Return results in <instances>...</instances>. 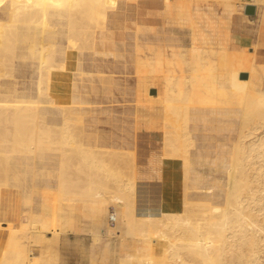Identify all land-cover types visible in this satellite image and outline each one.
Listing matches in <instances>:
<instances>
[{
  "label": "bare ground",
  "instance_id": "6f19581e",
  "mask_svg": "<svg viewBox=\"0 0 264 264\" xmlns=\"http://www.w3.org/2000/svg\"><path fill=\"white\" fill-rule=\"evenodd\" d=\"M237 1L189 0L235 3L234 13L239 11L237 5L240 10L248 3L264 5V0ZM150 2L155 1L0 0V12L6 9L0 15V232H6L0 264H61L58 243L83 230L71 214L76 208L93 221L107 209L112 211L103 247L110 263L104 264H264V74L252 52L247 53L241 42H232L234 13L229 48L243 60L238 71L237 67L228 71V87L241 94L242 106L237 131L218 150H197L189 131V91L148 82L157 85L163 99L161 156L171 166L166 174L182 175L180 184L173 183V191L180 190V202L170 210H161L145 192L141 195L133 177V152L88 145L82 135L72 132V118H64L57 130L40 112L41 96L62 110L69 103V89L59 93L51 83H71L78 53L102 46L112 47L118 56L126 44L119 38L126 31L139 52L140 24L151 14ZM178 19L179 23L191 20L184 12ZM261 21L256 43L264 39V12ZM35 27L37 36L31 32ZM46 29L56 30L59 38H48ZM25 58L36 61V91L19 98L14 88L16 67ZM134 59L132 65H125L144 81L138 73L141 59ZM241 72L248 75L242 77ZM43 150L53 151L58 158L56 213L31 208L26 211L29 220H11L7 212L11 164L18 155L36 156ZM116 157L120 163L111 160ZM198 164H209L211 169L206 173ZM177 166L180 172L172 169ZM79 173L84 177L82 186L76 182ZM118 221L124 225L123 232L117 229ZM101 237L93 232L94 241Z\"/></svg>",
  "mask_w": 264,
  "mask_h": 264
},
{
  "label": "crops",
  "instance_id": "0c3cea01",
  "mask_svg": "<svg viewBox=\"0 0 264 264\" xmlns=\"http://www.w3.org/2000/svg\"><path fill=\"white\" fill-rule=\"evenodd\" d=\"M257 9V8H256ZM6 9H3L0 15L5 14ZM157 20L158 22L168 23L169 25L174 28V31L180 33L181 35L178 38V42L174 44L175 51L177 56V69L180 70L182 76L178 79L174 84L171 80L163 76V65L162 64H154L153 66L156 67L155 72L149 69L151 66H147L143 64L142 57L140 51H136V62L139 61L138 57H141V63L139 65V70L142 67L146 69V78L144 81H139L135 78L133 74V68H131V73L133 74V78L124 79L126 84H132L131 87L126 88V92L131 95V99L134 101L133 113L132 116L129 118L130 123L132 125L133 130V123L132 121L135 120L137 123L138 131V143L136 146H132L131 148H125L134 153L135 162L134 163V170H133V177L138 184V187L141 191V195L144 194L150 200L156 199V204L160 206L161 210H170L169 206L175 204L176 202H180V198L177 199L176 193L178 191H173V183L176 182L175 174L171 173L166 174V169L170 170L171 166L167 167L163 160H162V138H161V129L159 127V122L161 117L164 114V106H163V99L157 94H150L149 88L151 86L148 82L162 84L166 89H185L186 91L190 92V109H189V131L190 134L195 137L196 147L198 151L201 152H213L218 150L223 144L226 142V137L230 134H235L238 127V120L239 114L241 109L242 102L240 101L241 94L234 93L230 91V87H228V71H235L233 70L235 67L236 70L241 67L239 61L243 60L241 56L236 57L233 56V53H229L226 51H209L207 48L201 49L200 47H195L197 45H201L198 43L197 38L195 37V32L193 30V26L190 22L179 23L177 22H169L164 21L160 18H153V16L146 15L144 20ZM142 20V21H144ZM191 26V27H190ZM188 28V32L186 33L188 36V43L185 42L184 35L185 29ZM62 29V28H61ZM258 31V30H257ZM33 34V31H31ZM54 32L57 34L56 30L46 29L45 33L48 38L56 40L57 37L49 35V33ZM38 34L36 33L35 36ZM24 41H27L26 39ZM22 41V42H24ZM264 43V39L257 42V44ZM25 50H27V45L25 46ZM120 56H122V51H120ZM239 54V53H237ZM27 59V58H25ZM135 60V59H134ZM20 64L22 66H26L27 61ZM19 64V65H20ZM28 66L32 71L31 81L27 84V81L21 80V84L25 85L23 88L16 89V81H14V88L17 97L23 98L25 94H35L36 91V61L33 58H28ZM232 69V70H231ZM148 72L151 74H148ZM87 73L83 69V60L81 58V54H77L74 68H73V78L71 83L68 85H59L56 83H51L52 90L62 93L65 89H69V103H65V108L62 110L60 105H56L51 102V100L46 96L40 97V112L45 117V119L54 126V129H60L62 126L63 121L67 119L73 120L72 123L75 125L71 126V130L73 133L78 135H82L85 138V141L88 145L96 146L98 148H104L107 150H115L114 149V140L112 139V135L108 133H103L100 127V124H97V119H93L88 116L90 111L92 110V103L93 100L97 98L95 93L99 90L100 86H103L104 91H106L109 95L112 92L114 86L112 84L117 80H110V79H103L105 78V72L98 71L97 77L99 79H92V80H78L84 74ZM92 73V72H89ZM104 73V74H103ZM22 77V76H21ZM143 78V77H142ZM136 79V80H135ZM151 79V81H150ZM146 81V82H145ZM156 86V85H154ZM235 87V86H234ZM51 88V87H50ZM158 88V87H157ZM115 89V88H114ZM95 95V96H94ZM94 96V97H93ZM92 98V99H91ZM152 98V99H149ZM158 98L162 99V113L159 114L158 112H153L150 110V105L159 106ZM156 102V104H155ZM68 106V107H67ZM111 110L113 109L110 108ZM67 110V111H66ZM150 110V111H149ZM158 110V109H157ZM65 112V113H64ZM109 112V111H108ZM194 113H206L209 117H213L215 122H218L223 125H220V129H215V134L208 136L203 134V138H201V142H197L198 140V133L199 124L197 123L196 119L194 118ZM67 114V115H66ZM129 114V113H126ZM108 120L115 119V114H109L105 116ZM65 118V119H64ZM98 118V117H97ZM75 119V120H74ZM98 119H101L99 116ZM81 122H80V121ZM75 121V122H74ZM77 125V127H76ZM56 126V127H55ZM73 127V128H72ZM79 127V128H78ZM80 130H76V129ZM131 128V127H130ZM82 130V132H81ZM78 131V132H77ZM216 133H219L216 134ZM219 136V137H217ZM210 140H214L215 144H212ZM217 140H220L218 142ZM217 141V142H216ZM213 147V148H212ZM118 151V150H115ZM140 152V153H139ZM49 156L52 160V164L50 165L51 168H55L58 164V158L54 155L53 151L43 150L39 151L36 156L32 155H18L14 158L11 164V170L9 173V182H8V190L11 187L12 183H16L19 174L22 172L23 169L27 168L31 161L34 163V160L38 157H46ZM161 157V158H160ZM113 161V160H112ZM57 162V164H56ZM116 163H120L117 159L114 160ZM176 170V168H172ZM58 168L54 173V177L51 178L49 181H41L37 182V186H33L30 190L29 195V204H31V199L35 196V200L39 201V195H47V199L57 201V184H58V177H57ZM80 175V177H79ZM77 175L76 182L80 184L84 177L82 173ZM79 177V178H78ZM82 177V178H81ZM82 179V180H81ZM79 181V182H78ZM43 184L47 187H40ZM77 186H82L80 184ZM49 186V187H48ZM37 188H40V191H37ZM143 192V193H142ZM37 194V195H36ZM39 194V195H38ZM153 197H155L153 199ZM160 198V199H158ZM159 201H158V200ZM8 200V197H7ZM9 202V201H8ZM32 207L29 206L27 211H30ZM35 208L37 211L40 210V205L38 202L35 204ZM112 209V208H111ZM46 213L55 214L56 208L51 210L44 211ZM73 212V210H72ZM40 213V212H39ZM73 216V220H78L80 226L82 227V232L90 231L92 228L88 227V225H94L90 219L84 218V214L77 210H74V214L71 213ZM83 218V220H82ZM11 220H14L12 217ZM22 220L27 221L29 220L28 212L22 215ZM89 220V221H88ZM17 221V220H16ZM83 224H82V223ZM89 222V223H88ZM88 223V224H87ZM95 226V225H94ZM88 227V228H87ZM103 230V229H102ZM81 232V233H82ZM5 231L0 232V247L3 246L5 241ZM74 235H70L72 238ZM70 240H65V238L61 239L57 245L59 249V254L61 258V264H66L68 249L74 252L76 249H71L70 244H73Z\"/></svg>",
  "mask_w": 264,
  "mask_h": 264
},
{
  "label": "rangeland",
  "instance_id": "374dc122",
  "mask_svg": "<svg viewBox=\"0 0 264 264\" xmlns=\"http://www.w3.org/2000/svg\"><path fill=\"white\" fill-rule=\"evenodd\" d=\"M154 1V3L150 2L149 4H147V8L150 10V15L153 16V18H160L164 21L169 22H177L179 21L178 14L180 12H184L188 14V16H190L191 20L189 22L193 26V30L197 38L196 40H198V43H201V45H197V47H200L201 49L207 48V50L209 51H226L229 53L235 52V50H230L229 48V29L232 15L235 10V3L229 4V6H224L218 5L217 3L206 4L204 2H189V0ZM241 2V0L239 2L237 1V4H240ZM237 6V10L239 9V11H236L234 13L235 16L233 22L231 23L230 30L232 42L236 43L237 45L242 43L243 48L247 49V53L252 52L255 61L259 64V67L264 74V43H256L257 30L262 22L261 20L262 14L264 12V5L262 3H258L256 5V13L253 15L245 13V6H241V10L240 6ZM32 31L34 36L36 35V33L39 34V29L37 27L33 28ZM184 31V39L185 42L188 43V35L186 34L188 32V28L186 27ZM49 35L59 38V36L54 32H50ZM180 35V33L174 31V28H172L171 25L161 21L158 22L157 20L145 19L140 24L138 43L139 51L143 59V64L151 66L149 68L151 69L149 72H155L156 67L153 66L154 64H162L163 76L171 80L173 84L182 76L180 70L177 69L178 55L176 54L177 50L175 51L174 46V44L178 42V38ZM119 39L126 42L122 56H114V49L112 47L102 48V46H99L97 50L93 52H83V54L81 55V58L83 60V69L87 73H85L84 76H82L78 80L86 81L99 79V77L96 76L98 71L105 72V74L103 73L105 76V78L103 79L117 80L112 84L115 89H112L110 98L108 97L109 94L104 91L103 86L99 87V90L95 93L97 98H91L93 100L92 110L90 111L88 116L93 119H97V124H100L102 126L100 128L103 129V133L112 135V139L114 140L113 146L115 150L124 151L126 150L125 148H131L132 146L134 147L137 145V131L139 125L135 123V120H133L132 130V125L129 118L132 116L134 110L132 104L134 103V101L131 99V95L126 92V88L131 87L132 84H126L124 81V79H130L134 77L130 71L131 68H128V65H132L133 59L135 57L134 40L131 36H129L127 31L126 33L121 35ZM99 42H102L101 37H99ZM26 61V66H22L18 61L19 63L16 67L15 81L17 90L18 88H20V86L21 88L25 86L23 84L20 85L21 80H25L27 81V84H29L32 79V71L28 66V59H26ZM143 64L138 73L140 77H143V79H145L146 76H144V74L146 75L147 68L144 69ZM149 72L148 74L151 77V74ZM240 74L242 77H246L248 75V72H241ZM153 90H156V92L153 93ZM157 91V85L151 86V88H149V93L152 95L157 94ZM158 99V108L154 105H150L149 108L150 110L152 109L151 111L161 114L162 99ZM240 101L242 102L241 97ZM112 107L113 109L111 110L110 108ZM109 114H115L116 118L108 120L105 116ZM99 116H101V119H98ZM193 116L199 124L200 128L199 130H197V142L199 143L201 142V138H203V134L211 136L215 134V129H220V125L224 124H221V122H215L213 120V117H209V115L206 113H194ZM216 134L219 135V133ZM217 141L220 142V140ZM210 142L212 144H215L214 140H210ZM54 159L55 158L51 159V157L49 156L36 158L34 160V163L31 161L30 165L22 170V172L18 176L17 182L12 183L11 187L8 190L9 207L7 212L9 219L13 217L15 221L20 220L22 215L24 213H27L26 211L28 210L29 206H31L33 211L35 212H44L46 210L56 208L55 200L47 199V195L43 196L38 194L40 196L39 201H36L35 196H33V198L31 199V204H29L28 200L31 188L33 186H37V182L39 180L46 182L51 178H55L54 173L58 168L57 162V166L55 168L50 167V165L53 163L52 160ZM115 159H117V157L114 159L111 158V160L113 161ZM55 160L57 161V159ZM197 167H199L206 173H208L211 169L209 164H198ZM180 169L181 168L177 166L176 171L180 172ZM179 174L175 176L176 181H178V183L180 184L182 182V175ZM40 187L47 186L43 184V186ZM176 194L177 199L181 198L180 190H178ZM37 202L40 205L39 211H37L35 208V204ZM74 210H77V208L73 209V212ZM111 212L112 211L110 209H107V211L103 212L100 217H98L97 220L95 219L94 221L89 218L95 226L88 225V227L92 228L90 231H81L82 233L79 232L77 233V235L73 234L74 236H72V238L70 237L73 244H70L69 246L71 249L76 250L74 252L69 249L67 250L68 255L66 259L69 261H67L66 264H90V262L91 264H101L103 261L104 264L105 262H109V257L105 258L107 257L106 255L109 254L107 250L104 251L105 244L107 243V238L104 236V232H106L110 227L109 224L111 223L109 219L111 217L109 216V214ZM123 226L124 225L121 224L120 221L117 222V229L122 232L124 231ZM93 232H98L102 236L99 242L94 241V239L92 238ZM4 235L6 236V232ZM91 239H93L94 243ZM96 252L97 254H95ZM104 258L108 260H105ZM100 259L103 261H101Z\"/></svg>",
  "mask_w": 264,
  "mask_h": 264
},
{
  "label": "water",
  "instance_id": "95a60500",
  "mask_svg": "<svg viewBox=\"0 0 264 264\" xmlns=\"http://www.w3.org/2000/svg\"><path fill=\"white\" fill-rule=\"evenodd\" d=\"M246 14H250L253 15L256 13V5L253 3H248L245 5V9H244ZM156 92V90H153V93Z\"/></svg>",
  "mask_w": 264,
  "mask_h": 264
}]
</instances>
